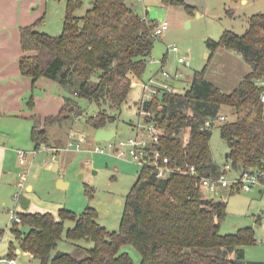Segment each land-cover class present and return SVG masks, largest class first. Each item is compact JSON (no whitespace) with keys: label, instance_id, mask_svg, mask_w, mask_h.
<instances>
[{"label":"trees","instance_id":"trees-1","mask_svg":"<svg viewBox=\"0 0 264 264\" xmlns=\"http://www.w3.org/2000/svg\"><path fill=\"white\" fill-rule=\"evenodd\" d=\"M166 4L194 6L182 0H163ZM82 0H67L63 32L53 36L38 30L42 19L22 27L24 55L20 69L34 82L42 77L57 81L68 93L58 115L45 118V126L33 117L31 136L38 150L49 145V127L64 126L81 116L79 100L95 103L100 112L87 119L96 130L115 119L106 115V106L121 108L127 101L134 79H141L152 55L158 26L139 15L128 0H92V7L79 18L76 10ZM212 58L220 47L235 51L249 64V73L231 92L223 91L196 71L184 92L164 91L140 106L150 114L160 130V147L183 171L196 167V175L173 173L158 178L152 167H143L127 196L126 209L118 231H109L96 220V209L88 206L77 214L60 208L56 215L46 212H21L22 222L14 226L20 249L31 253L37 264H133L125 244L135 245L141 264H264L246 260L245 246L257 242L254 228L245 227L223 234L227 201L206 198L200 186L203 176H218L222 166L212 157L210 120L221 116L223 106L231 107L234 121L219 125L229 151L225 165L241 173L264 172V14L253 15L244 35L224 31L219 40L209 39ZM34 107V98L29 102ZM69 136V135H68ZM68 141V139H67ZM66 141V144H67ZM59 152H56L58 154ZM264 192V178H262ZM234 188V187H232ZM66 220L75 222L66 239L89 237L92 248L78 246L84 257L58 250ZM28 226L27 232L20 225ZM13 249L14 246L11 243ZM15 251V250H14ZM16 254L11 252L10 258Z\"/></svg>","mask_w":264,"mask_h":264},{"label":"rangeland","instance_id":"rangeland-1","mask_svg":"<svg viewBox=\"0 0 264 264\" xmlns=\"http://www.w3.org/2000/svg\"><path fill=\"white\" fill-rule=\"evenodd\" d=\"M82 1V6L75 12L79 18L85 16L92 7V0ZM182 1L194 6V10L191 11L184 5L166 4L163 0H128L139 15L146 16L157 25L167 20L170 26L163 34L157 35L147 68L141 79H134L127 101L120 109L106 106V115H112L115 119L108 121L105 128L116 130L117 133L110 142H93L96 129L87 122V119L102 111H99L95 103H90L84 98L78 99L83 108L81 116L66 122L64 126L49 127V145H42L36 150L33 142L25 144V140L22 139L13 141L11 147L29 152L27 167L30 171L27 183L33 184V191L24 190L22 194L31 202L28 212L31 209L33 212H49L56 215L60 208H67L80 214L88 206L95 208L94 204H99L102 206L101 210L95 208L97 222L109 231H118L126 209L127 196L135 185L142 167L134 163L128 154L118 156L111 143L117 146L120 141L135 136V125L143 121V115L139 112L142 98L145 96V100H151L150 90L144 94V83L165 70L171 75L168 82L172 84L173 89L184 92L190 86L193 74L205 70L206 77L210 81L223 91L231 92L249 73V64L241 55L226 47L217 49L209 59L211 51L207 41L219 40L226 30L244 35L249 27L250 18L253 15L264 14V0ZM61 2V12L50 10L46 24L44 26L41 24L38 27L39 31L53 36L61 35L67 0ZM174 46L179 52L172 51ZM180 57L185 58V63L178 61ZM37 94L44 100L41 99L36 104L35 98H39ZM67 95V91L57 81L42 77L38 80L27 103L29 104L33 96L35 105L40 111L38 113L51 111L50 113H55L53 115H58ZM221 115L226 119L219 118L213 126L210 147L213 160L223 167L229 146L221 136L219 125L225 121H234L236 114L231 107L223 106ZM39 120L37 115V124ZM42 120L45 126L44 116ZM71 133L84 134L87 137V144L83 148L88 147V142H92L91 148L98 145L106 150L105 153L94 152L93 148L89 152L61 150L58 154L51 150L54 147H66L68 135ZM34 151H37L36 154L33 153ZM54 156L56 162L60 161L62 164L56 172L52 170ZM20 166L17 173L24 170V167ZM240 174V171L231 169L228 178L234 180ZM60 179L69 185L60 188ZM260 189H263L260 184L254 185L249 191L239 187L220 188V193L216 195L207 188H202L206 198L227 201V217L221 224V233L230 234L241 228H254L257 242L245 246L246 260L264 262V192H260ZM15 192L16 190L0 209V264H8L5 259L9 258L11 252L16 254L18 264H37V259L25 261L24 254L16 252V249H20L13 229L17 222L11 217L10 209L22 212L23 208L16 203ZM74 225V221L66 220L58 250L84 257L85 254L77 251L78 246L92 248L94 242L88 237L77 241L67 240V232ZM17 226L23 232L29 230V227L23 224ZM11 243L15 249L12 248ZM121 252H127L133 259V264H141L142 256L135 245L125 244Z\"/></svg>","mask_w":264,"mask_h":264},{"label":"crops","instance_id":"crops-1","mask_svg":"<svg viewBox=\"0 0 264 264\" xmlns=\"http://www.w3.org/2000/svg\"><path fill=\"white\" fill-rule=\"evenodd\" d=\"M61 1L0 0V209L4 207L5 202L16 190L19 175L17 172L21 167L18 150L22 149H15L11 147V144H14L13 141L16 139L25 140V144L33 142L31 136L34 124L33 117L38 115L43 119V116L46 118L55 114L50 113L51 111H46L44 114L38 113L40 111L37 109L35 102L33 108L27 103L38 80L34 82V79L21 73L19 62L24 55L20 41L21 28L34 24L40 19L43 22L39 26L41 24L44 26L50 10L52 12L56 11V13L61 12ZM37 96L39 98H35L36 104L39 103V100H44L38 94ZM94 136L93 142H95ZM88 144V147L85 148L87 152L92 151L93 148L90 147L92 142H88ZM57 162L60 164V169L62 164L60 161ZM63 185L66 188L69 184L64 182ZM25 190L32 192L33 184L26 183ZM30 205V200L27 208H23L22 205V212H28L27 209ZM29 212H33V210L30 209ZM18 250L16 249L17 253H19ZM21 254H25V252L22 251Z\"/></svg>","mask_w":264,"mask_h":264},{"label":"built area","instance_id":"built-area-1","mask_svg":"<svg viewBox=\"0 0 264 264\" xmlns=\"http://www.w3.org/2000/svg\"><path fill=\"white\" fill-rule=\"evenodd\" d=\"M170 26V23L165 20L162 24L158 25L155 29L156 35L163 34ZM175 52H179V49L174 46L173 50ZM180 63H185V58L180 57L178 59ZM177 76V75H176ZM171 75L162 70L159 74L151 77L147 82L144 83V94L147 93V90L151 91V99L161 94L164 91H174L172 84L168 82V79ZM259 84L264 85V81L259 82ZM145 100V96H143L140 106L143 108ZM262 101H264V94L262 95ZM150 112L145 109L142 111L141 115L143 121L139 122L135 125V136L129 138L126 141H120L116 146L111 143L115 153L118 156L130 155L134 163L143 167H152L156 171V176L158 178H168L173 173H183L196 175V167L192 166L189 171H183L177 163L173 162V160L164 156L160 147V130L156 126L154 122H145L144 116L149 115ZM225 120L226 117L224 115L219 116L215 120H210L207 122V125H211L212 123H216L218 119ZM111 141V140H110ZM109 141V142H110ZM87 144V137L84 134L76 135V133H71L69 135L66 147H54L53 150L55 153L60 152L61 150H70L74 149V151H82L85 150L83 146ZM93 151L98 153H105V149L101 148L98 145L93 146ZM37 151L33 153L36 154ZM29 152L25 150H18V155L20 159V165L24 167L21 172H19L18 180L16 183V192L14 194V198L16 203L22 207L21 199L22 194L25 190L26 183L28 180V174L30 168L27 167V156ZM53 163L56 162V156L53 157ZM232 169L231 165H225L222 167V172L218 176H203L200 178V186L202 188H207L211 193L218 195L220 193V188H232L239 187L243 188L245 191L251 190V188L256 185H262V178H264L263 171L257 170H249L244 171L240 174L238 178L234 180H229L228 174ZM263 186V185H262ZM17 206V205H16ZM10 214L13 220L20 223L22 222L21 212L17 209H10ZM33 257V255H32ZM8 264H18V261L15 258L5 259ZM2 262V261H1Z\"/></svg>","mask_w":264,"mask_h":264},{"label":"water","instance_id":"water-1","mask_svg":"<svg viewBox=\"0 0 264 264\" xmlns=\"http://www.w3.org/2000/svg\"><path fill=\"white\" fill-rule=\"evenodd\" d=\"M116 134H117L116 130H113V129L108 130V129L104 128V127H101V128L96 130V133H95V136H94V141L95 142L110 141V140H112V138ZM59 166H60L59 163L54 164V166L52 167V170L55 171V172L58 171L59 170ZM63 184H64V180L60 179L59 187L60 188H65ZM260 192H262V189H260ZM28 202H29V200L27 198L22 197L21 204L23 205V208H27ZM94 207L97 208L98 210H101L102 206L99 205V204H94ZM18 252H19V254H21L22 250L19 249ZM24 259H25V261L31 260L32 259V254L31 253H25L24 254Z\"/></svg>","mask_w":264,"mask_h":264}]
</instances>
